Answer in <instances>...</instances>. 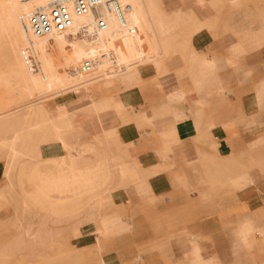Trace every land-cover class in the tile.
Masks as SVG:
<instances>
[{"label":"crops","instance_id":"crops-1","mask_svg":"<svg viewBox=\"0 0 264 264\" xmlns=\"http://www.w3.org/2000/svg\"><path fill=\"white\" fill-rule=\"evenodd\" d=\"M161 9L174 42L185 43L169 72L126 80L119 87L126 109L80 132L93 138L112 130V162L127 170L108 200L120 211L104 210L117 220L98 238V224L81 223L70 242L98 246L108 264H264V0H161ZM92 116L77 113L75 122L84 126ZM3 166L0 160V256L19 230L27 240L36 232L35 225L21 230L35 209H20L17 178ZM60 227L53 246L66 253L67 227ZM15 243L0 264H34V256L20 263L24 243Z\"/></svg>","mask_w":264,"mask_h":264},{"label":"bare ground","instance_id":"bare-ground-1","mask_svg":"<svg viewBox=\"0 0 264 264\" xmlns=\"http://www.w3.org/2000/svg\"><path fill=\"white\" fill-rule=\"evenodd\" d=\"M52 1L0 0V157L5 176L17 178L20 209H35L20 220L21 230L36 226L28 240V232L20 230L5 240L1 256L7 258V248L19 241L15 244L24 243L19 250L24 263L34 256V262L68 264L64 249L53 246L62 224L68 246L80 234L81 223L98 224L97 238L111 233L107 225L117 219L104 217L102 209L112 191L124 186L127 170L112 162V132L103 130L93 138L80 132L103 126L109 111L126 109L119 87L126 80L147 82L169 72L168 63L182 47L174 42L161 0H119L125 25L103 6L79 14L72 0H65L71 26L50 24L40 34L27 29L32 12ZM99 20L105 28L98 26ZM77 113L93 116L78 126ZM45 150H51V156L44 158ZM46 224L50 227L44 231ZM49 246L54 247L50 256ZM93 252L99 264H108L98 246ZM71 255L72 264L78 256Z\"/></svg>","mask_w":264,"mask_h":264},{"label":"built area","instance_id":"built-area-1","mask_svg":"<svg viewBox=\"0 0 264 264\" xmlns=\"http://www.w3.org/2000/svg\"><path fill=\"white\" fill-rule=\"evenodd\" d=\"M73 9L76 13H84L96 6H103L108 11L117 15L121 25L126 24L124 10L119 0H72ZM72 19L65 0H55L50 2L46 7L36 8L30 15V23L26 25L27 29L40 34L49 29L50 24L60 25L62 28L71 26ZM98 26L105 28L106 23L103 20L98 21ZM89 65L86 64L85 68Z\"/></svg>","mask_w":264,"mask_h":264},{"label":"rangeland","instance_id":"rangeland-1","mask_svg":"<svg viewBox=\"0 0 264 264\" xmlns=\"http://www.w3.org/2000/svg\"><path fill=\"white\" fill-rule=\"evenodd\" d=\"M166 20H167V22H168V24H169V26H170V28H171V32H172V23H171V19H170V16H168V18H166ZM193 31V30H192ZM191 31V32H192ZM184 45H185V43L183 42L182 43V47L180 48V49H182L183 47H184ZM179 49V50H180ZM179 50H176L175 52L177 53ZM141 82H144V81H141ZM51 102H54V101H51ZM122 123H123V121H122ZM112 131V130H111ZM111 131H109V132H111ZM0 160H2L3 161V159H2V157H0ZM110 203V205L111 206H109V204L107 205V206H105L103 209H102V214H103V216L104 217H106V216H108V215H106L105 213H104V210L106 209V208H108V207H110V208H113V210H115L116 212H119L120 211V209L118 208V207H115L111 202H109ZM148 207L149 206H145V212L148 210ZM173 226L172 225H170V226H168V229H170V228H172ZM109 234H111V233H109ZM154 234L155 235H161L162 234V231H154ZM103 235H107V234H103ZM102 236V235H101ZM93 247H94V245H90V246H85L84 248H82V249H76V248H74L73 246L71 247V246H69V248H68V251L65 253L66 254V257H67V261H68V264H71L70 263V260H71V254H74V256L76 255V256H78V257H76V261L74 262V263H72V264H76V263H78L79 264V262H81V260H82V262H83V264H99V259L95 256V253L93 252ZM79 253H80V257H79ZM73 257V256H72ZM20 263H23V262H20ZM34 264H46V262L44 261V262H35Z\"/></svg>","mask_w":264,"mask_h":264}]
</instances>
